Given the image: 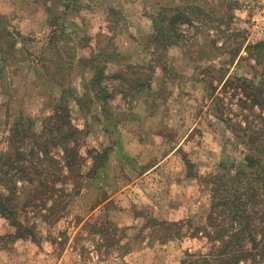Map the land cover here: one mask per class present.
<instances>
[{
	"label": "rangeland",
	"instance_id": "rangeland-1",
	"mask_svg": "<svg viewBox=\"0 0 264 264\" xmlns=\"http://www.w3.org/2000/svg\"><path fill=\"white\" fill-rule=\"evenodd\" d=\"M261 45L264 0H0V181L44 131L57 161L12 171L30 196L0 212V264L204 261L229 222L220 206L207 227L211 202L236 198L246 156L264 158L249 150L264 136ZM60 124L78 131L67 144Z\"/></svg>",
	"mask_w": 264,
	"mask_h": 264
},
{
	"label": "trees",
	"instance_id": "trees-1",
	"mask_svg": "<svg viewBox=\"0 0 264 264\" xmlns=\"http://www.w3.org/2000/svg\"><path fill=\"white\" fill-rule=\"evenodd\" d=\"M261 46L264 47V45ZM132 69V67L126 68L127 71H130ZM100 89L106 90V87L100 86ZM132 89H134L135 91V93L133 94L141 95L144 92V84L137 83L136 86H132ZM19 121H21V119H19ZM66 122L67 119H65V123ZM65 125L66 124H60V126L54 128L56 133L53 137V139H55L54 141L60 142L61 140L56 137H62L63 133H68V136L66 138L67 144L68 138L72 139L74 135L77 134L78 131L75 130L70 124L69 126ZM44 134L45 131L42 132L40 136L35 137L36 142L33 143V147L30 148L28 152L27 150H25L26 148H18L17 143V150L20 149V151L17 153V158L14 162H12V165L8 166L7 172L4 173V178L2 179L5 180L0 181V184L6 185L7 189L10 191L9 196H6L7 199L4 198L5 200H2L0 198L1 214L8 217L16 216L17 209H13L14 207L11 206L12 200L14 198L20 200L22 198L19 197L20 192L21 196L27 194L30 196V193L19 187L17 182L13 179V177H11L12 171L15 172L18 169L16 165L21 166V163L19 161L27 158V163L29 162L31 166L38 168L39 170H43L44 173L38 172L39 177H42L46 173L45 165H52V163L57 164V161H55V159L51 157L48 152L49 142L43 141ZM17 137L18 141L20 140L21 143H24L28 139V132H18ZM249 145H251L249 148V150L251 149L250 152H255L257 155H264V136H254V138L249 141ZM67 148H69V144L67 145ZM76 157V151L65 148V156L62 159L65 163V168L70 170L71 173H74L75 171L76 164L73 162V158ZM245 161V168H238V170H236L235 172L234 177H232V180H235L237 189L239 190V194L236 193L234 195L236 198L233 200L228 197L226 198L225 196L224 200H222L221 203L217 202L215 197L212 201L213 203L211 202V209L209 210V215L206 219L207 227H209L208 223L213 224L215 222V220H213L212 218L214 209L220 206H222V208L225 207V209H227L228 211V214L225 217V222L229 221L227 222L228 228L226 226L217 228V233H214L211 228L212 235H210L209 232V234H207L208 236L206 237V240L208 242V245L212 249L207 254H205V252L202 253V258L204 261H184L181 264H201V262H203L204 264H208V262H212V264H246L248 263V261H255L254 259L257 258H259V261H262V264H264V158L262 159L252 155L246 156ZM260 166L262 167V169L258 170ZM51 167L53 168L54 165ZM246 168L250 169L251 171L253 170V173L248 172ZM26 170L28 169L26 168L22 171V175L27 174ZM34 191L37 193V195L35 194V196H32L31 201L37 200V198L39 199L41 196H43V193L39 192L38 190ZM34 191H32L31 193H34ZM213 191L216 193L217 189L213 188ZM56 193L58 194V200H54L51 209H47L49 212H52L55 209L56 205L60 202L61 197L65 194V191L58 189L56 190ZM3 195V190L0 188V197H2ZM28 195L27 197H29ZM53 198L50 197L48 199ZM258 224L262 225L259 233L254 231V226ZM29 229H32L31 226H28L27 228L22 227L20 237L25 238V235H28L30 233ZM18 238L19 235H17L15 240ZM246 241L251 243L250 248H246ZM5 243L4 241L3 243H0L3 245V249L5 246H7V244Z\"/></svg>",
	"mask_w": 264,
	"mask_h": 264
},
{
	"label": "crops",
	"instance_id": "crops-1",
	"mask_svg": "<svg viewBox=\"0 0 264 264\" xmlns=\"http://www.w3.org/2000/svg\"><path fill=\"white\" fill-rule=\"evenodd\" d=\"M186 49H187V47H186ZM186 49L185 50H182V52H184V51H186ZM185 53H187V52H185ZM152 61V58L151 57H149L146 61H144V62H138V65H141V66H147L150 62ZM136 65V64H135ZM186 76L184 77V78H187V80L188 79H191L192 78V75L191 74H185ZM151 87H152V85H151ZM152 89H153V87H152ZM143 125H144V123H143ZM159 166H156L155 168H153V169H151V170H149L148 172H146L145 173V176L147 175V174H152V173H154L155 172V170L158 168Z\"/></svg>",
	"mask_w": 264,
	"mask_h": 264
}]
</instances>
